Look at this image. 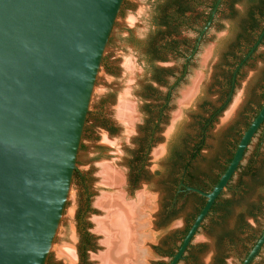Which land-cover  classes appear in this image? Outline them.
<instances>
[{
  "label": "water",
  "instance_id": "water-1",
  "mask_svg": "<svg viewBox=\"0 0 264 264\" xmlns=\"http://www.w3.org/2000/svg\"><path fill=\"white\" fill-rule=\"evenodd\" d=\"M125 1L0 0V264H48L78 170L97 79ZM223 2L217 1L186 65ZM263 39L264 30L253 51ZM263 124L264 106L211 193L181 186L207 203L171 264L183 261ZM263 249L264 233L242 264H253Z\"/></svg>",
  "mask_w": 264,
  "mask_h": 264
},
{
  "label": "rangeland",
  "instance_id": "rangeland-1",
  "mask_svg": "<svg viewBox=\"0 0 264 264\" xmlns=\"http://www.w3.org/2000/svg\"><path fill=\"white\" fill-rule=\"evenodd\" d=\"M161 2L162 0H126L123 5L97 79L79 152L78 170L48 264H71L57 255L58 250L66 248L74 252L76 260L74 259L72 264H79L77 249L80 227L85 228L94 241V248L88 252L86 264H101L99 258L106 252V247L105 237L99 232L97 221L104 219L106 214L97 203L102 195L113 193V190L102 184L100 178L101 166L104 164L113 165L123 175L122 190L126 201L138 205L139 212L142 210V214L144 213L143 218L140 212V219H136L139 221H136V224L140 225L142 232L143 253L139 256V264H168L169 258L161 251L167 250L172 234L174 242L179 243V236L194 213L192 204H185L184 199H179L172 220L159 225L167 196V186L164 183L167 178L165 166L169 146L179 131H182L187 139H195L199 133L198 123L208 119L213 110L221 105L223 74L230 63L225 56L230 52L236 37L233 34V25L242 17H246L248 6L246 1L235 5L234 10L238 15L236 21L231 18L232 11L228 6L221 8L211 30L204 37L184 82L177 84V79L189 57L184 59L178 53H170L167 54L165 62H155V67L169 72L164 78L166 85H160L153 79V70L143 58L141 45L157 31L153 17ZM208 12L207 5L197 7L194 14L188 15L190 24L172 36V40L189 41L191 44L199 40L198 30L203 23L198 17L205 16ZM184 47L181 46V52ZM128 63L129 70L126 68ZM263 71L264 44L260 46L255 59L242 70L236 94L229 107L209 128L198 159L200 163L214 160L219 150L220 134L231 126L234 112L246 99L251 83L258 81ZM149 87L156 91V97L153 99L149 98L146 92ZM171 88L175 89L168 110L159 120L153 143L145 150L142 165L144 171L138 183L134 185L131 179L132 162L141 150L146 123L150 119L149 111L156 112L164 105V99ZM123 95H128V101L135 108L136 118L130 132L116 116V108ZM104 122L109 128L103 126ZM104 136L108 137L107 142L104 141ZM251 161H254L257 168L264 162V143L260 145L259 140L250 147L243 171ZM241 173L242 171L234 178L233 189L228 188L225 191L224 200L235 199ZM245 181L249 182L248 178ZM261 194L264 197V191ZM139 195L142 197V203L139 202ZM258 196L257 194L254 200H257ZM237 213L238 209L235 210V214ZM234 217L229 220L230 225L233 224ZM211 220L205 223L206 228L199 232L193 242L192 255L195 260L192 262L189 259V263L181 264H213L219 247L216 233L207 229ZM247 225V230L257 234L264 227V215H258L257 220L247 218ZM245 234L242 240L246 239L248 232ZM227 254L226 264H241L244 248L238 242ZM192 255L190 254L189 258Z\"/></svg>",
  "mask_w": 264,
  "mask_h": 264
},
{
  "label": "trees",
  "instance_id": "trees-1",
  "mask_svg": "<svg viewBox=\"0 0 264 264\" xmlns=\"http://www.w3.org/2000/svg\"><path fill=\"white\" fill-rule=\"evenodd\" d=\"M218 0H162L160 4L155 9L154 17H153V24L157 28L156 33H152L148 40L141 45L143 58L147 65L153 70L152 76L155 81H157L160 85H166L165 76L169 75V72L164 70H160L155 67V62L166 61L167 54L170 53H178L182 58L188 57L191 52L188 48L191 47V43L189 41L178 42L172 40V36L179 33V30L188 26L190 24L188 15L194 14L197 7H201L202 5H207L209 8V12L207 15L203 16L200 15L198 19H202V26L198 30V34L202 32V30L207 26L210 21L211 15L213 10L216 6ZM246 1L248 6V12L246 17H242L237 23L233 26V34L236 35L233 44L231 45L230 52L225 56V59L230 61L228 63V68H236L238 63H235V60L239 62L242 61L244 56H238L240 53V49H245L248 45L255 43L259 36L262 34L264 30V0H224L222 4V8L224 6H228L231 13V18L233 21H236L238 18L237 13L234 10L235 5ZM165 30V31H162ZM181 46H185L184 51L181 52ZM229 73L228 71H224L223 77L224 79L228 78ZM146 92L148 93L149 98L153 99L156 97V91L149 87L147 88ZM165 102V99H164ZM167 106L165 109L158 108L156 112L149 111L150 119L147 121V126L145 128V136L141 141V150L135 155L134 161L132 162L131 168V179L132 183L136 185L143 174V163L145 159V150L146 148L153 143V137L155 134V129L159 120L164 117V113L168 110ZM205 119H203L200 123H198L199 133L195 139H187L184 136L182 131H179L176 135L175 139L171 142L169 146L168 156L166 160L165 166V174H166V193L167 198H171L170 188L169 185L174 184L178 185L181 182V177L184 176L189 182L190 186L193 188L200 189L203 192L211 193L212 188H207L208 186L203 183L200 176V170H202V164L199 162L200 152H201V133L202 129L205 127ZM204 124V125H203ZM103 126L109 128L106 122L103 123ZM111 131L113 129L110 128ZM241 168V167H240ZM242 169H244L242 167ZM264 171V162L262 165L257 168L254 164V161H251L246 169L244 170L243 174L241 173V180L239 187L244 190L243 196H241V202L244 204L247 201V197L251 194L253 198L258 196L255 204L256 206L252 207L253 214L252 216H257L256 212L259 215H264L263 205H264V197L261 193L264 191V176L263 175H256V172ZM226 171L223 172V174ZM185 174V175H184ZM222 174V175H223ZM79 174H77V177ZM213 175H208L207 179H211L214 182V187H216L220 181L221 177H216ZM248 178L249 182H246L245 179ZM213 187V188H214ZM222 195L220 199L215 203L213 207V213H221L222 216L219 219L222 221L221 226L228 227L229 220L234 216V203L235 200H224ZM195 202L200 205V208L195 209V215H193V221L197 219L200 215L202 209L205 207L207 200L205 198L199 197L197 195H193ZM249 201V199H248ZM239 202V203H241ZM242 203L240 205H242ZM258 204V205H257ZM89 206V205H88ZM82 219V218H81ZM240 223L243 229H245L248 233H250L249 237L244 239L242 242L251 245V247L246 252L243 261L246 259L252 248L256 245L259 239L262 237L264 231L257 236L255 233L247 230V226L245 224V219L241 218ZM81 228L83 234V243L81 247L82 259L83 264H86L88 259V252L94 248V241L92 236L87 232L85 228ZM191 230L190 228L185 233V236ZM214 233H217L216 230H213ZM221 241L223 242L224 239H230L233 243L236 240L235 233H220ZM230 250V245L228 247H224V244L220 246V251L222 250ZM264 264V249L260 252V255L256 258L253 264Z\"/></svg>",
  "mask_w": 264,
  "mask_h": 264
},
{
  "label": "flooded vegetation",
  "instance_id": "flooded-vegetation-1",
  "mask_svg": "<svg viewBox=\"0 0 264 264\" xmlns=\"http://www.w3.org/2000/svg\"><path fill=\"white\" fill-rule=\"evenodd\" d=\"M197 42H198V39L194 43L191 44L190 48H188V50L190 49L189 51L191 52V54L188 57H190L194 53L196 46H197ZM257 42H258V40L255 43L248 45L245 49L239 50L240 53L238 54V56H244V58L242 59L241 62H239L238 60H235V63H238V65L236 66L235 69L234 68H227L229 76H228V78L224 79V84H223L224 86L222 87V91H221V101H220L221 105L218 108L213 110L211 116L208 119H205L206 120L205 121V127L202 129V133H201V147L202 148L205 145V140H206L209 128L222 115V113L229 107L230 103L232 102V100L236 94V91H237V88L239 85V79L241 78V75H242V70L246 66H248L250 64V62H252L255 59V56L258 53L260 46L264 44V39H263L262 43L259 45V47L255 51H253ZM248 55H250V58L242 66H240L243 63V61L245 60V57ZM194 60H195V58H193L188 63V65L185 64L183 66V68L181 70L180 77L177 79V84L184 82V80L186 79V77L188 75V73H187L188 69ZM174 89L175 88H171L168 91V94L166 95L165 102H164V105L162 106V109H165L167 106H169ZM263 106H264V71L262 72L261 78L258 79V81H256L255 83H251V86H250V89L248 91V95H247L246 99L241 102V104L239 105V107L236 109V111L233 114L231 126L226 131H224V132L221 131L222 133L219 136V150L216 152V156L214 157V160L210 161V162L204 161V163L201 166L202 170H200V174H201L200 178L203 181V183H205L208 186L207 188L213 189V187H214V182L211 179H207L208 175H213V176H215L214 178L221 177L223 172L228 170V167L235 157L236 151L238 149V146H239L245 132L250 128V126L252 125L254 120L260 114ZM158 125H159V121L157 122L155 129L158 127ZM256 140H259V144L263 145V143H264V124L260 128L258 133L256 134L255 138L250 143L249 148L245 154V160H246L247 155L250 151V147L252 146V144ZM244 162L242 163L241 168H239L237 170L234 178L241 171L243 174L244 171H243L242 167H243ZM258 174L264 176V171L256 172V175H258ZM234 178L230 182L228 188H232ZM180 179H181V182L178 185H174V184L169 185L171 198L166 199L164 202L163 217H162L161 223H159V225L160 224L162 225L165 222H170L172 220L174 214H176V209H177L176 206L179 204V199L180 200L184 199L185 204H192L194 206L193 215H195V209L200 208V205H198V203L195 202L194 199H192V198H193V195H197L199 197H202V196H200L198 194H194V193L188 194L186 192L185 187H181V186L185 185L186 187H190V188H193V187H191L189 185L190 183L187 182V180L184 176H182ZM236 190L238 191V194H236L235 199H234L235 200L234 210L238 209V213L237 214L234 213L235 217H234L233 224L232 225L229 224L228 227L221 226L222 221L219 219V217L222 216V214L221 213H213V210H212L211 215L206 219L203 227L200 229V231L205 229L206 228L205 223L207 221L211 220V217H213V219L211 220L210 226L207 228L209 231H212V232H213V230L217 231V233H216L217 239L216 240H217L219 250H218L217 256L213 259V264H226L225 260L227 258V255H228L227 252L229 251V249L227 251H225V250L220 251V246L222 244H224V247L226 249V247H228V245H230V248L236 247L238 242H239L240 244H242V247L244 248V254H243L244 257L246 255V252L248 251V249L251 247V245L246 244L245 242H242L244 240V239L242 240V236L246 235L245 234L246 230L242 228L241 223H240V219L241 218L245 219V224L247 227H248L247 218L257 220L258 215H259L257 212H256L257 216H252V214H253L252 207L256 206V204H255L256 200H254L253 195L250 194L247 197L246 203L243 204L240 201L241 196H243L244 191H247V190L243 191V189L240 188L239 185L237 186ZM224 193H223V195H224ZM202 198H204V197H202ZM248 199H249V201H248ZM176 200H177V203H175ZM239 202H241L242 205H240L241 203H239ZM262 207H263V211H264V205ZM193 215L191 216V219L187 221L186 228L180 234L179 243L176 244L174 242L175 238H174V235L172 234L170 236V239L168 242L167 250L161 251L162 254H164L165 256H167L169 258L168 264H171L175 255L177 254L179 248L182 246L184 238L186 237L185 233L190 228V226L192 227ZM155 225H156V223H155ZM263 231H264V227L256 235L260 236V234ZM199 232H198V234H199ZM221 232H223V233L234 232L235 237H236L235 242L233 243V241L230 239H224L222 242L221 237H220ZM83 234L84 233L82 231H80V233H79V244H78V249H77L78 250L79 264L83 263L82 253L80 250L82 247V243H83ZM249 236L250 235L248 233L246 238H248ZM192 253H193V243L189 247V249H188L187 253L185 254L182 262L189 263V259L193 262L195 260V256L192 255ZM190 254L192 256L189 258ZM243 258L241 260V264L243 263Z\"/></svg>",
  "mask_w": 264,
  "mask_h": 264
},
{
  "label": "bare ground",
  "instance_id": "bare-ground-1",
  "mask_svg": "<svg viewBox=\"0 0 264 264\" xmlns=\"http://www.w3.org/2000/svg\"><path fill=\"white\" fill-rule=\"evenodd\" d=\"M129 66L128 63L126 66L128 70ZM116 116L130 132L136 114L134 106L128 101V95L120 98ZM103 139L108 141L106 136ZM100 178H102V184L113 190V193L102 195L97 203L106 214L104 219L97 221L98 230L105 237L106 247V252L99 258V261L101 264H139V256L143 253V247L142 232L140 225L136 224L138 221L136 219H140L142 210L139 212L138 205L126 201L122 190L124 177L113 165H102ZM140 198L142 200V197ZM57 255L71 264L74 263L75 255L71 249H60Z\"/></svg>",
  "mask_w": 264,
  "mask_h": 264
}]
</instances>
